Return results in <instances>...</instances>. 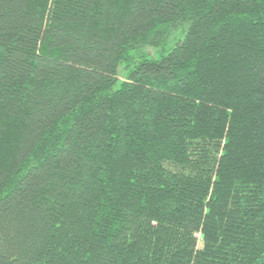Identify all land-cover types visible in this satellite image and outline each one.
I'll use <instances>...</instances> for the list:
<instances>
[{"label": "trees", "instance_id": "1", "mask_svg": "<svg viewBox=\"0 0 264 264\" xmlns=\"http://www.w3.org/2000/svg\"><path fill=\"white\" fill-rule=\"evenodd\" d=\"M0 264H264V0H0Z\"/></svg>", "mask_w": 264, "mask_h": 264}, {"label": "rangeland", "instance_id": "2", "mask_svg": "<svg viewBox=\"0 0 264 264\" xmlns=\"http://www.w3.org/2000/svg\"><path fill=\"white\" fill-rule=\"evenodd\" d=\"M174 35V34H173ZM172 36V35H171ZM184 36V34H180L177 37L172 36L171 41L169 42V44H164L162 46H157L155 48H148V53L147 56L148 58H152V59H159L162 54H164L166 52V49L170 48L172 45H174L178 39L182 38ZM133 52V51H132ZM125 66H126V62H123L120 67H119V76L121 79H123L125 77L126 74V70H125Z\"/></svg>", "mask_w": 264, "mask_h": 264}]
</instances>
